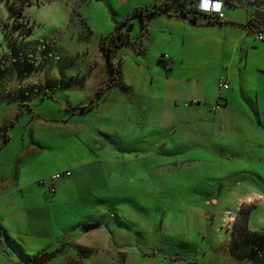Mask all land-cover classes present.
<instances>
[{"label": "rangeland", "instance_id": "rangeland-1", "mask_svg": "<svg viewBox=\"0 0 264 264\" xmlns=\"http://www.w3.org/2000/svg\"><path fill=\"white\" fill-rule=\"evenodd\" d=\"M40 1L15 16L0 0V89L50 95L36 106L47 120L44 129L51 124L49 114L69 117L53 119L70 127L57 136L67 159L54 165L70 164L75 172L56 182L59 194H46L78 200L92 216L103 215L109 238L83 264H123L127 256L118 248L131 249L128 264H135L133 249L148 251L158 241H174L178 250L197 255L223 239L232 258L246 250L232 248L229 216L249 191H257L263 205V163L253 156L260 150L251 148L243 129L231 126L242 122L239 114L227 116L231 125L226 123L225 131V118L218 112L225 103L222 92L237 106L244 105V88L251 91L253 76L248 71L244 82L239 73L240 50L232 80L228 67L239 38L240 44L245 39L253 46L264 42L249 28L264 1L252 0L248 7L237 0L235 5L223 2L225 15L238 21L222 24L205 19L193 24L165 13L129 18L137 8L165 0ZM119 28L132 42L114 49L109 62L101 43ZM222 78L231 87L220 89ZM207 119L214 123L205 125ZM77 124L85 128L75 130ZM81 169L91 171L92 187L106 188V197L81 199L87 186V176L79 177ZM93 171L104 176L98 184L102 188L94 185ZM253 210L264 215V205ZM257 220L253 227L264 231V220ZM62 228L59 244L66 243V249L50 264H65L74 253L72 230Z\"/></svg>", "mask_w": 264, "mask_h": 264}, {"label": "crops", "instance_id": "crops-1", "mask_svg": "<svg viewBox=\"0 0 264 264\" xmlns=\"http://www.w3.org/2000/svg\"><path fill=\"white\" fill-rule=\"evenodd\" d=\"M221 1L235 5V0L233 3L226 2V0ZM237 1L242 4L246 2L247 4L245 5L248 7L252 0ZM195 2L193 5L197 6L200 0ZM247 11L249 12V10ZM253 15L254 23L259 28L258 33H264V10L254 11ZM170 17L189 21L185 17L175 16L174 13ZM201 19L207 20L209 24L238 21L236 18L230 19L228 17V20L220 21L217 16L199 15L196 23L189 22L197 24ZM240 40L241 38L232 45L228 77L229 80L234 78L231 75V69L235 66L236 56L240 50L241 58L238 64L241 78L244 77L245 82L248 79L249 71V75L253 76L254 82L250 80V92H247L246 88L243 90L245 94L244 105L231 106L230 100L228 98L224 99L222 96L224 93L222 92L220 97L223 98L222 102L224 101L225 103L221 106L218 114L225 118L221 120L223 125H225V129H223L225 131L228 129L226 123H229L226 121L227 116L239 114L242 122L236 121V123L230 122L232 125L229 124L235 130L243 129L245 139L252 149L259 148L260 151L254 153L253 156L258 157L259 162L263 163L264 170V42L253 46L249 39H245L241 44ZM229 87H231L230 84ZM50 98V95L44 96V93L38 94L25 89L12 90V88L5 86L0 89V264H33V260L39 258L42 254L51 253L47 246H58L59 254L60 246L62 245L59 244V241L63 235L62 227L64 225H68L72 230V237L69 239L71 243L95 248L109 238L107 228L103 227L104 220L101 219V216L103 218L101 213L98 214L100 218L97 215L92 216L85 211L86 208L78 200H54L56 197L52 198L53 195L47 198L46 190L48 191L47 188L51 185V183H48L47 177L50 174L70 169L72 171L70 177H72L75 172L74 167H71L70 164H65L62 168L54 165L61 158L67 159L57 136L60 133L67 132L70 127L68 123H62V120H53L60 117L63 120H68V116L53 113L49 114V117L52 118L50 126L44 129V124H47L45 123L47 120L44 121L43 113L39 112L36 106L40 105L45 99ZM37 100L40 101L37 102ZM82 114L78 113V116ZM9 121L12 123L8 125L7 136L5 137L4 126ZM204 122L205 125L214 123L209 119ZM77 127L85 128L84 125L77 124L75 125V130ZM206 129L210 128L206 126ZM212 129L210 130L212 131ZM83 165L85 164H79L77 167L81 168ZM83 174L87 176L85 179L87 186L83 194L80 193L81 199L87 201L98 196H101L100 198L106 197V188L96 189L92 187L91 171L84 173V170L81 169L79 177ZM92 174L96 179L94 185L97 188H102L98 187V184L103 181L104 176L102 173L93 171ZM259 176L263 177L264 171L260 172ZM42 179H46L47 182L41 185L39 181ZM57 192L56 185L54 195ZM59 193L60 191L57 194ZM256 193L258 192L249 191L246 196L238 198L237 212L235 215L229 216L233 226L237 213L243 204H254L255 209L259 206L263 207L264 203L262 205L261 195ZM254 213L255 211L253 210L249 225L252 229L260 230L257 227H253L252 220L258 218L257 223L262 224L264 215L261 216L258 213ZM93 223L100 224V227L89 232L83 231L82 226L84 224ZM78 228L81 230L80 234H74L76 232L73 231ZM226 242L223 239L218 243H213L211 249L203 252V254L198 252L197 255L193 251L189 253L188 251L178 250L177 243L174 241H158L152 243L151 250L148 251L140 252L138 250V252L137 248L133 249L132 257L136 259L135 262L137 263L135 264H264V253L259 259H256L257 261H254V256L247 248V251H239V255L237 252L236 257L234 255L235 258H232L229 255L230 250L225 247L228 245ZM232 244L234 245L232 248L235 247V250H238L239 247L237 246L240 245L235 240ZM215 248L216 251L222 250V252L218 251L217 257H214ZM118 252L128 257L131 249L118 248ZM211 256L213 258H210ZM69 257L79 258L81 260L80 263L83 264L84 258H80L75 251ZM127 257L124 258L123 264H128L130 257ZM49 262L45 264H50Z\"/></svg>", "mask_w": 264, "mask_h": 264}, {"label": "trees", "instance_id": "trees-1", "mask_svg": "<svg viewBox=\"0 0 264 264\" xmlns=\"http://www.w3.org/2000/svg\"><path fill=\"white\" fill-rule=\"evenodd\" d=\"M5 1L10 9L11 14L19 16L24 14L26 7L34 3H41L40 0H3ZM264 1V0H260ZM226 2L233 3L234 0H226ZM199 3V2H198ZM190 0H165L162 4H154L150 6L139 7L136 9L135 14H132L129 18L136 17L138 14L141 18L145 19L148 16L165 13L171 15L172 13L175 16H181L187 18L189 21L196 23L198 21L199 15H209L203 10H201L200 5H190ZM214 16V15H211ZM255 21L249 20V28L259 30ZM132 42V36L119 28L115 33L110 36V39H103L101 47L104 49L105 54L110 58L114 53V49H118L123 43ZM101 88V87H100ZM12 122L9 121L4 126L5 137L7 136L6 131L8 125ZM255 208L254 204H243L236 216L234 226H233V235L235 240L239 245L247 248L254 257H261L264 253V231L253 230L249 225V220L253 209ZM66 243H63L60 246V252L63 253L66 249ZM72 249L77 253L80 258H86L93 253L94 248L86 247L76 243H70ZM66 264H79L77 260L70 258Z\"/></svg>", "mask_w": 264, "mask_h": 264}, {"label": "built area", "instance_id": "built-area-1", "mask_svg": "<svg viewBox=\"0 0 264 264\" xmlns=\"http://www.w3.org/2000/svg\"><path fill=\"white\" fill-rule=\"evenodd\" d=\"M209 15H214V16H217V18L221 21H226L228 20L226 15H225V12L223 10V8L221 6L217 7V8H208V10L206 11ZM258 38L261 39V40H264V34L263 33H260L258 35ZM219 86H220V89H226L229 87V84L228 82H226L224 79H221V81L219 82ZM215 109V108H213ZM72 175V171L70 169H67V170H63V171H58V172H55L53 174L50 175V183L51 185L47 188L49 193H52L54 194L56 192V187H55V184L56 182L64 179V178H67V177H70ZM40 184H45V179H42L39 181Z\"/></svg>", "mask_w": 264, "mask_h": 264}, {"label": "water", "instance_id": "water-1", "mask_svg": "<svg viewBox=\"0 0 264 264\" xmlns=\"http://www.w3.org/2000/svg\"><path fill=\"white\" fill-rule=\"evenodd\" d=\"M100 227V224H84L82 226L83 231L89 232L92 229H96ZM58 254V250L53 251L51 253H44L39 258L33 260V264H45L46 262H49L53 257H55Z\"/></svg>", "mask_w": 264, "mask_h": 264}, {"label": "clouds", "instance_id": "clouds-1", "mask_svg": "<svg viewBox=\"0 0 264 264\" xmlns=\"http://www.w3.org/2000/svg\"><path fill=\"white\" fill-rule=\"evenodd\" d=\"M201 10L207 13L208 8H217L221 6L223 8V2L221 0H200L199 2ZM208 14V13H207Z\"/></svg>", "mask_w": 264, "mask_h": 264}]
</instances>
